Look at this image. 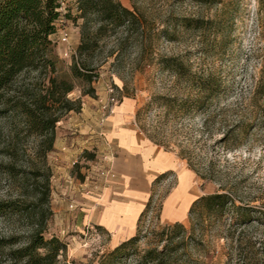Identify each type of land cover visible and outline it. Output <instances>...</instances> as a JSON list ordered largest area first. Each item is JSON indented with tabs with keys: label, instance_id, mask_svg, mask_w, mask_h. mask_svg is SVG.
Returning <instances> with one entry per match:
<instances>
[{
	"label": "rangeland",
	"instance_id": "374dc122",
	"mask_svg": "<svg viewBox=\"0 0 264 264\" xmlns=\"http://www.w3.org/2000/svg\"><path fill=\"white\" fill-rule=\"evenodd\" d=\"M63 1L64 16L52 39L54 55L58 76L75 82L69 96L77 98L82 85L71 72L75 54L64 53L69 45L60 41V35L63 28L69 31L70 45L77 53L84 19L76 18L78 0ZM119 1L138 15L141 24L129 31L109 28L100 38L94 86L113 85L119 104L131 100L128 124L142 138L184 161L197 175L200 196L231 192L252 216L251 222L235 226H230L228 217L218 220L203 214L191 220L188 216L183 222L186 231L172 237L171 230H163L174 222L160 216L175 185L171 176L155 184L152 203L140 223L141 240L122 264H137L145 250L166 244L178 248V264H264V0ZM69 11L71 17L65 15ZM176 61L184 64L186 74L167 67ZM208 75L220 82V96L204 110L184 108L197 93L192 77ZM91 97L99 100L106 95L96 92ZM14 124L19 126L21 144L12 158L3 149L10 138L11 120L0 118V199L19 200L30 208L48 182L52 213L45 237L55 235L66 242L61 263L100 264L117 246L111 235L85 222L69 199L68 209L59 211L53 151L40 159L34 138L18 121ZM232 127V141L225 143L224 133ZM106 156L97 147L84 150L73 165L74 175L83 179L92 169L107 165ZM27 216L26 211H17L0 217V236L16 234L24 240L31 230Z\"/></svg>",
	"mask_w": 264,
	"mask_h": 264
},
{
	"label": "trees",
	"instance_id": "16d2710c",
	"mask_svg": "<svg viewBox=\"0 0 264 264\" xmlns=\"http://www.w3.org/2000/svg\"><path fill=\"white\" fill-rule=\"evenodd\" d=\"M61 0H0V118L11 120L10 138L4 143L9 157L19 154L20 130L34 138V151L40 159H46L54 150L57 123L69 112L80 111L82 96L96 95V49L99 40L109 28L124 27L130 30L141 24L138 15L119 0H78L81 24V42L71 66L72 76L81 81L82 93L77 98L69 95L75 90V82L58 76V60L54 55L51 35L59 28ZM71 17L70 11L65 14ZM186 25H191L184 20ZM177 73L186 74L184 64L176 61L166 64ZM189 75V73H187ZM197 93L191 96L184 108L204 110L220 96L221 84L213 75L194 78ZM264 119V113L262 114ZM234 128L224 133L223 141L230 143ZM242 131V130H241ZM243 132V131H242ZM38 194L33 206L23 207L19 200L0 199V217L17 211H26L31 230L23 240L20 236H0V262L4 264H62L60 256L67 251V244L58 236L45 237L51 208L48 205V182ZM147 208L139 220L137 234L124 240L105 254L100 264H122L134 253L141 240L139 227ZM203 214L218 220L231 219L230 226L251 222L249 209L237 204L231 192H216L198 197L191 205L189 218ZM261 219H259L260 221ZM180 236L186 228L182 222L164 227ZM178 247V246H177ZM178 248L166 244L161 249L145 250L137 264H178Z\"/></svg>",
	"mask_w": 264,
	"mask_h": 264
},
{
	"label": "crops",
	"instance_id": "0c3cea01",
	"mask_svg": "<svg viewBox=\"0 0 264 264\" xmlns=\"http://www.w3.org/2000/svg\"><path fill=\"white\" fill-rule=\"evenodd\" d=\"M95 88L97 95H106L105 88ZM132 110L131 100L126 99L103 124L99 100L85 95L81 110L71 111L59 121L51 154L57 171L59 211L68 209L67 201L71 200L81 210L85 222L95 223L111 235L114 246L137 234L139 220L157 182L175 176V185L161 209L160 216L165 221L183 223L192 203L200 197L194 171L175 153L142 138L128 124ZM94 147L111 156L110 165L117 177L101 184L99 189L91 183L89 193L83 187L86 176L76 177L73 165L84 150Z\"/></svg>",
	"mask_w": 264,
	"mask_h": 264
},
{
	"label": "built area",
	"instance_id": "2783aa9c",
	"mask_svg": "<svg viewBox=\"0 0 264 264\" xmlns=\"http://www.w3.org/2000/svg\"><path fill=\"white\" fill-rule=\"evenodd\" d=\"M64 1L61 0V7L58 9L61 12V17L59 22L62 21L64 16ZM54 41V40H53ZM60 41L63 43L68 44L69 46L65 47L64 53L66 55L75 54L76 50L73 46L70 45V34L67 29L61 30ZM107 94L106 97L99 99V111H100V121L101 123H105L108 118L113 113L115 107L119 104V100L115 95L116 88L113 85H107ZM111 156H106L104 159L107 161V165L101 166L100 168L92 169L85 178L83 183V187L88 188L91 183L93 184V188L99 189L101 184H107L111 180H114L117 177L116 172L113 170L112 166L110 165ZM76 163V162H75ZM89 193H91V189H86ZM74 204H71L73 207Z\"/></svg>",
	"mask_w": 264,
	"mask_h": 264
}]
</instances>
